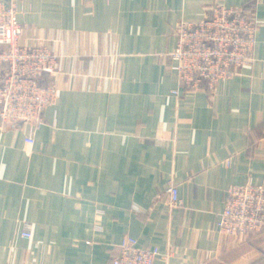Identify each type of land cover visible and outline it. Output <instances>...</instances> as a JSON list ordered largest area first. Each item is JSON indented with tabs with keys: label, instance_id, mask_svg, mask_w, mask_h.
<instances>
[{
	"label": "crops",
	"instance_id": "obj_1",
	"mask_svg": "<svg viewBox=\"0 0 264 264\" xmlns=\"http://www.w3.org/2000/svg\"><path fill=\"white\" fill-rule=\"evenodd\" d=\"M215 1L251 0H18L58 94L32 144L0 131V264H109L125 236L163 264H264V231L215 227L229 186L264 184V0L253 60L211 97L172 94L174 28Z\"/></svg>",
	"mask_w": 264,
	"mask_h": 264
},
{
	"label": "built area",
	"instance_id": "obj_2",
	"mask_svg": "<svg viewBox=\"0 0 264 264\" xmlns=\"http://www.w3.org/2000/svg\"><path fill=\"white\" fill-rule=\"evenodd\" d=\"M255 0L242 5L208 4L198 21L180 20L173 35L175 47L167 54L168 68L178 87L172 94L204 91L211 97L219 82L253 60L258 20ZM18 0H0V131L25 134L32 144L43 125V112L56 102L58 89L45 82L54 73L56 55L45 46L23 45V25L18 19ZM168 203L180 207L175 185L167 189ZM219 235L243 241L264 231V184L247 182L229 186L222 212L216 221ZM30 238L29 227L22 234ZM170 252L157 247L141 248L125 236L109 264H163Z\"/></svg>",
	"mask_w": 264,
	"mask_h": 264
},
{
	"label": "trees",
	"instance_id": "obj_3",
	"mask_svg": "<svg viewBox=\"0 0 264 264\" xmlns=\"http://www.w3.org/2000/svg\"><path fill=\"white\" fill-rule=\"evenodd\" d=\"M45 82H46V80H45Z\"/></svg>",
	"mask_w": 264,
	"mask_h": 264
}]
</instances>
